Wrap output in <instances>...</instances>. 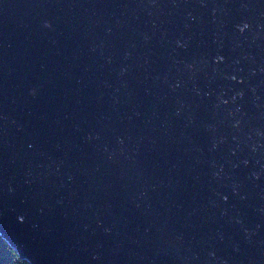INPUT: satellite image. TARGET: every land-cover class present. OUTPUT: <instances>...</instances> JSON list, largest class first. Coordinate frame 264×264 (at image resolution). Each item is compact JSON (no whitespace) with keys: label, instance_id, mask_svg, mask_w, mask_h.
I'll list each match as a JSON object with an SVG mask.
<instances>
[{"label":"water","instance_id":"obj_1","mask_svg":"<svg viewBox=\"0 0 264 264\" xmlns=\"http://www.w3.org/2000/svg\"><path fill=\"white\" fill-rule=\"evenodd\" d=\"M0 237L264 264V0H0Z\"/></svg>","mask_w":264,"mask_h":264},{"label":"trees","instance_id":"obj_2","mask_svg":"<svg viewBox=\"0 0 264 264\" xmlns=\"http://www.w3.org/2000/svg\"><path fill=\"white\" fill-rule=\"evenodd\" d=\"M0 264H29L0 237Z\"/></svg>","mask_w":264,"mask_h":264}]
</instances>
